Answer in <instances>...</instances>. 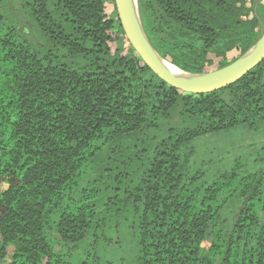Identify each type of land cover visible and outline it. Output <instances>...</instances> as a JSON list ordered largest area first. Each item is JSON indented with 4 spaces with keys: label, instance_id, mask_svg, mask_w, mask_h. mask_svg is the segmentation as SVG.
Listing matches in <instances>:
<instances>
[{
    "label": "trees",
    "instance_id": "16d2710c",
    "mask_svg": "<svg viewBox=\"0 0 264 264\" xmlns=\"http://www.w3.org/2000/svg\"><path fill=\"white\" fill-rule=\"evenodd\" d=\"M137 5L155 51L192 74L264 29V0ZM263 127L264 59L189 93L142 61L115 0H0V264H117L103 248L124 240L128 264H264V145L252 164L205 157Z\"/></svg>",
    "mask_w": 264,
    "mask_h": 264
},
{
    "label": "water",
    "instance_id": "95a60500",
    "mask_svg": "<svg viewBox=\"0 0 264 264\" xmlns=\"http://www.w3.org/2000/svg\"><path fill=\"white\" fill-rule=\"evenodd\" d=\"M118 18L123 31L142 61L167 84L189 93H208L234 83L264 59V29L257 42L233 62L209 73L187 75L197 76L198 80L180 78L168 71L165 60L148 41L139 17L137 0H115Z\"/></svg>",
    "mask_w": 264,
    "mask_h": 264
},
{
    "label": "rangeland",
    "instance_id": "374dc122",
    "mask_svg": "<svg viewBox=\"0 0 264 264\" xmlns=\"http://www.w3.org/2000/svg\"><path fill=\"white\" fill-rule=\"evenodd\" d=\"M107 11H111V7L108 5ZM264 145V127L254 130L247 129H234L231 132L220 136L219 139H212L208 142L205 150V157H212L218 159V165L230 164L236 158L240 157L245 162L255 163L259 157L263 156L262 151L259 148ZM0 188L4 189L5 185L1 184ZM1 240V237H0ZM128 240H124L123 244H120L121 248L108 246L103 248L108 258L115 260L117 264H128L129 260V248ZM7 261L10 260L12 253V247L7 248ZM7 263V262H6Z\"/></svg>",
    "mask_w": 264,
    "mask_h": 264
},
{
    "label": "bare ground",
    "instance_id": "6f19581e",
    "mask_svg": "<svg viewBox=\"0 0 264 264\" xmlns=\"http://www.w3.org/2000/svg\"><path fill=\"white\" fill-rule=\"evenodd\" d=\"M133 2H135V0H133ZM164 67L170 71L172 74L180 77V78H183V79H187V80H198V77L197 76H191V75H187V73H183L184 71L179 69L178 67L170 64L169 62L163 60L162 61Z\"/></svg>",
    "mask_w": 264,
    "mask_h": 264
}]
</instances>
